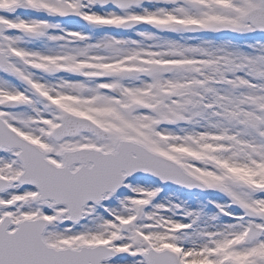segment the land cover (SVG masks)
Masks as SVG:
<instances>
[{"label": "snow or ice", "instance_id": "obj_1", "mask_svg": "<svg viewBox=\"0 0 264 264\" xmlns=\"http://www.w3.org/2000/svg\"><path fill=\"white\" fill-rule=\"evenodd\" d=\"M0 264H264V0H0Z\"/></svg>", "mask_w": 264, "mask_h": 264}]
</instances>
